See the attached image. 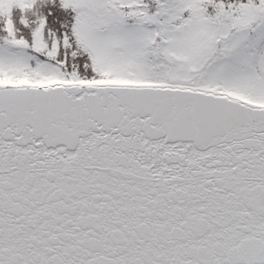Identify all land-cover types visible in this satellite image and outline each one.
<instances>
[{
	"label": "snow or ice",
	"instance_id": "obj_1",
	"mask_svg": "<svg viewBox=\"0 0 264 264\" xmlns=\"http://www.w3.org/2000/svg\"><path fill=\"white\" fill-rule=\"evenodd\" d=\"M0 264H264V0H0Z\"/></svg>",
	"mask_w": 264,
	"mask_h": 264
}]
</instances>
